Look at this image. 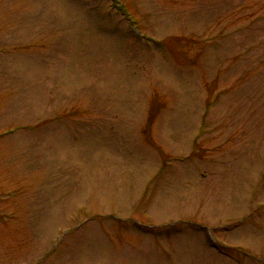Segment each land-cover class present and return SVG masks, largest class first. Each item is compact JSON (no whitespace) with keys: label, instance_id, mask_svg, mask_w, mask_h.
Here are the masks:
<instances>
[{"label":"rangeland","instance_id":"374dc122","mask_svg":"<svg viewBox=\"0 0 264 264\" xmlns=\"http://www.w3.org/2000/svg\"><path fill=\"white\" fill-rule=\"evenodd\" d=\"M0 264H264V0H0Z\"/></svg>","mask_w":264,"mask_h":264}]
</instances>
